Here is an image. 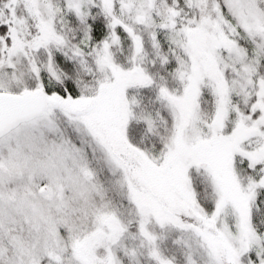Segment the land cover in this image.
Returning <instances> with one entry per match:
<instances>
[{"label":"snow or ice","instance_id":"snow-or-ice-1","mask_svg":"<svg viewBox=\"0 0 264 264\" xmlns=\"http://www.w3.org/2000/svg\"><path fill=\"white\" fill-rule=\"evenodd\" d=\"M0 264H264V0H0Z\"/></svg>","mask_w":264,"mask_h":264}]
</instances>
